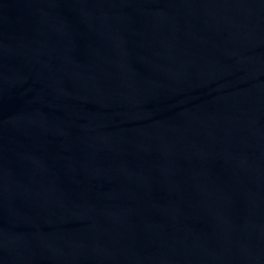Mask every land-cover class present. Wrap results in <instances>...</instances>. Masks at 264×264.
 <instances>
[{"label":"water","instance_id":"1","mask_svg":"<svg viewBox=\"0 0 264 264\" xmlns=\"http://www.w3.org/2000/svg\"><path fill=\"white\" fill-rule=\"evenodd\" d=\"M0 264H264V0H0Z\"/></svg>","mask_w":264,"mask_h":264}]
</instances>
